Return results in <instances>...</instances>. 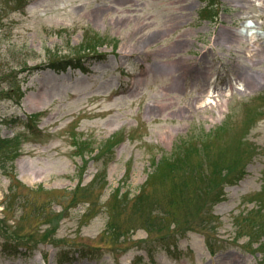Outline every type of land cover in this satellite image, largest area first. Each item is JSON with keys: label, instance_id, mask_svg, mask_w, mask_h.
Masks as SVG:
<instances>
[{"label": "rangeland", "instance_id": "374dc122", "mask_svg": "<svg viewBox=\"0 0 264 264\" xmlns=\"http://www.w3.org/2000/svg\"><path fill=\"white\" fill-rule=\"evenodd\" d=\"M209 2L0 0V264H264V0Z\"/></svg>", "mask_w": 264, "mask_h": 264}, {"label": "trees", "instance_id": "16d2710c", "mask_svg": "<svg viewBox=\"0 0 264 264\" xmlns=\"http://www.w3.org/2000/svg\"><path fill=\"white\" fill-rule=\"evenodd\" d=\"M30 0H11V2L13 3V5L15 6L14 10L18 11V10H23L26 5L28 4ZM72 65L71 62L66 63L65 65H63L60 69L62 70H66L68 66ZM38 69L37 67L33 68V70ZM23 96V95H21ZM153 180V176L150 178V181Z\"/></svg>", "mask_w": 264, "mask_h": 264}, {"label": "bare ground", "instance_id": "6f19581e", "mask_svg": "<svg viewBox=\"0 0 264 264\" xmlns=\"http://www.w3.org/2000/svg\"><path fill=\"white\" fill-rule=\"evenodd\" d=\"M250 28H251L250 25L249 24H246L245 29H250Z\"/></svg>", "mask_w": 264, "mask_h": 264}]
</instances>
